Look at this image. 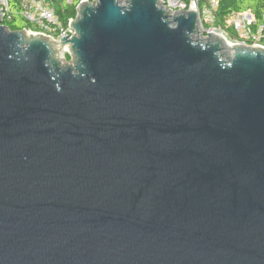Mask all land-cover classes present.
<instances>
[{"label":"water","instance_id":"obj_1","mask_svg":"<svg viewBox=\"0 0 264 264\" xmlns=\"http://www.w3.org/2000/svg\"><path fill=\"white\" fill-rule=\"evenodd\" d=\"M123 1L0 9V264H264V48Z\"/></svg>","mask_w":264,"mask_h":264},{"label":"built area","instance_id":"obj_2","mask_svg":"<svg viewBox=\"0 0 264 264\" xmlns=\"http://www.w3.org/2000/svg\"><path fill=\"white\" fill-rule=\"evenodd\" d=\"M68 4H72L78 1L77 12L80 4L84 2H91L93 0H65ZM181 1V0H180ZM199 0H194L190 5L197 3ZM182 2L183 8L188 9L186 4ZM0 9L4 11L8 8V0H0ZM22 14L24 18L38 28L35 33L41 34L54 42L60 41L62 38L72 34L77 35L75 29L71 23L75 18H71L68 22V26L64 27L60 21L59 16L56 14L55 8L46 0H21ZM219 6L218 0H209L202 6H197V10L202 18L208 23H215L217 19V9ZM190 7V6H189ZM256 21L254 14L251 11L234 12L227 20V25H234L237 32H242L241 41L236 40L234 42L247 44L251 46H258L264 48V26L260 25L256 32L251 30V25ZM221 28V27H220ZM208 30H217L216 27H209ZM223 32L225 30L223 29ZM227 34V33H226ZM68 50V49H66ZM70 53V51L68 50Z\"/></svg>","mask_w":264,"mask_h":264},{"label":"trees","instance_id":"obj_3","mask_svg":"<svg viewBox=\"0 0 264 264\" xmlns=\"http://www.w3.org/2000/svg\"><path fill=\"white\" fill-rule=\"evenodd\" d=\"M48 1L59 16L60 21L64 27L68 26V22L71 18H76L77 2L68 4L65 0H46ZM186 4V8H189L190 4L194 0H181ZM209 0H199L198 6H202ZM219 6L217 9V19L215 21L216 27H221L225 30L230 39H240V35L235 29L234 25H227V20L234 12L251 11L256 21L251 25V30L257 31L260 25L264 26V0H218ZM205 28L211 26L205 19L202 21ZM3 24L11 31L32 30L38 31V28L27 21L22 14L21 0H8V8L5 10V17ZM264 42V39H263ZM65 58L71 60L72 56L66 53Z\"/></svg>","mask_w":264,"mask_h":264},{"label":"rangeland","instance_id":"obj_4","mask_svg":"<svg viewBox=\"0 0 264 264\" xmlns=\"http://www.w3.org/2000/svg\"><path fill=\"white\" fill-rule=\"evenodd\" d=\"M122 1H123V0H122ZM161 2H162V4H163L164 6H167L169 9H172V10H178L179 8H183V7H184V6L182 5V2H181L180 0H162ZM123 3H124V1H123ZM0 5H2V4L0 3ZM210 24H211V27H216V26H215V23L210 22ZM204 28H205V27H204ZM216 28H217V31H219V32H221V33L227 35L226 33L223 32V28H220V27H216ZM205 29H206V28H205ZM209 31H212V30L209 29ZM238 33H239L240 37H242V32L240 31V32H238ZM227 36H228V35H227ZM229 39H230V37H229ZM231 40L236 41L237 39H231ZM238 40L241 41V38L238 39ZM66 49H68V48H66ZM66 49H61V50L59 51V54H58V57L60 58V61L62 62L63 65H67V64H69V63L72 62V59H71V60H67V59L65 58L66 53H69L68 50H66ZM69 54H70V53H69ZM70 55H71V54H70ZM71 56H72V55H71Z\"/></svg>","mask_w":264,"mask_h":264},{"label":"bare ground","instance_id":"obj_5","mask_svg":"<svg viewBox=\"0 0 264 264\" xmlns=\"http://www.w3.org/2000/svg\"><path fill=\"white\" fill-rule=\"evenodd\" d=\"M212 32H215V33L222 34V35H223V36H225L227 39H229L227 35H225V34H223V33L219 32V31H217V30H216V31H215V30H212ZM27 34H28V35H31V33H29V32H28ZM66 48H68V47H67V46H65V47H64V48H62V49H66Z\"/></svg>","mask_w":264,"mask_h":264}]
</instances>
